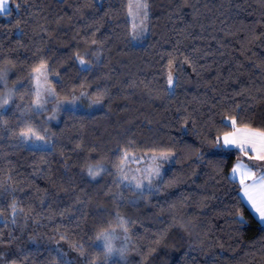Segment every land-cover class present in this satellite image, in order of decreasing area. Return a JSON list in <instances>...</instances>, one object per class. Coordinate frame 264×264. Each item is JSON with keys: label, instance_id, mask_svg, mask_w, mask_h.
Wrapping results in <instances>:
<instances>
[{"label": "trees", "instance_id": "1", "mask_svg": "<svg viewBox=\"0 0 264 264\" xmlns=\"http://www.w3.org/2000/svg\"><path fill=\"white\" fill-rule=\"evenodd\" d=\"M146 3L141 44L129 0H9L0 15V264H264V224L229 175L241 153L216 144L231 118L264 131V0ZM40 64L55 98L102 108L45 120ZM27 128L49 146H26ZM160 152L174 157L157 187L120 180L124 154ZM117 229L126 258L97 239Z\"/></svg>", "mask_w": 264, "mask_h": 264}, {"label": "rangeland", "instance_id": "2", "mask_svg": "<svg viewBox=\"0 0 264 264\" xmlns=\"http://www.w3.org/2000/svg\"><path fill=\"white\" fill-rule=\"evenodd\" d=\"M97 1L101 2L102 0ZM145 3L146 0H129L128 19L130 24L131 41L134 44L143 43L144 38L147 35V15H144L145 11L147 13V8H137V5H143ZM134 35L137 36V38L134 39ZM37 69H39V71H37ZM32 76L33 88L35 92L32 107L38 111L46 109L47 114L45 115V120L49 122L51 121L56 123L59 119L60 112L64 110H75L92 113L102 108V102L91 99L86 91H81L77 95L68 99L55 98L54 90L49 81V74L46 64L38 65L33 70ZM38 93L40 98L39 105L36 102ZM82 98L85 99V101ZM0 104H3V101L0 102ZM7 105L8 103L3 107H0V110ZM227 121L231 122V119H228ZM33 131H35L37 136H42L38 134L36 130ZM20 137L21 141L28 147L47 148L49 146V141L44 136H42L44 137L43 140L36 139L35 136L27 140L21 135ZM162 153L168 154L167 159L161 158ZM173 157L174 154L170 152L127 154V156L124 154L121 161V171L119 178L125 185L132 187L137 191L152 189L157 187L163 173L172 163ZM157 167H159L158 176L154 174ZM92 171L95 172L96 169ZM149 179L151 180V183H149ZM137 183H142L143 186L141 188H137ZM107 234L110 236L113 249L109 254L113 257L126 258L129 254V248L123 231L121 229H117ZM99 244L101 246L104 245L103 239L99 240Z\"/></svg>", "mask_w": 264, "mask_h": 264}, {"label": "snow or ice", "instance_id": "3", "mask_svg": "<svg viewBox=\"0 0 264 264\" xmlns=\"http://www.w3.org/2000/svg\"><path fill=\"white\" fill-rule=\"evenodd\" d=\"M137 8H147V4L137 5ZM9 12L8 7V0H0V15ZM144 15L146 16L147 13L145 11ZM135 28V25H134ZM134 39L137 36L134 35ZM81 64H84L85 61L83 59L80 60ZM39 71V69H37ZM168 85L171 87L173 85L174 76L169 73L168 77ZM39 93L37 94V104L39 105ZM8 103L7 100L0 104V107H3ZM231 127L234 131L226 133L222 138H217L216 144H221V139L223 142V146H236L240 149L241 152L247 154L249 148L252 152L256 153L254 156H250V159H257V160H264V131H255L249 129H240L236 128V120L235 118H231ZM21 136L24 137L26 140L30 139L31 137L35 136L36 139L43 140L44 137L37 136L35 131L31 128H27L25 131L21 132ZM257 144L259 148H257ZM168 154H161V158L167 159ZM127 156V154H125ZM90 174H93L90 172ZM155 175H159V167L155 170ZM237 175H239V182L243 191V195L247 198V202L251 205V207L259 214L258 219L261 223H264V170L260 171V174L257 175L255 172L252 171L247 165L242 163H238L232 169V176L231 179L235 180ZM251 180V183H246V181ZM149 183L151 180L149 179ZM143 185L142 183H137L136 187L141 188ZM240 223H244L243 219H240ZM97 239H103L104 241V248L106 253L112 252V245L111 239L109 234L102 233L101 236H98ZM79 247V246H78ZM58 255H61L59 252Z\"/></svg>", "mask_w": 264, "mask_h": 264}, {"label": "crops", "instance_id": "4", "mask_svg": "<svg viewBox=\"0 0 264 264\" xmlns=\"http://www.w3.org/2000/svg\"><path fill=\"white\" fill-rule=\"evenodd\" d=\"M8 7H9V0H8ZM236 128H240V129H249V130H255V131H259V130H256V129H252V128H249V127H244V126H236ZM234 131V129L232 128L230 131L226 132V133H229V132H232ZM226 133H223L219 138H222ZM219 148H223V149H229V150H236V151H239L241 153V157H239V159L233 164L231 170H230V177L232 176V169L238 164V163H242L244 165H247L249 168L252 169L253 172H255L257 175L260 174V171L261 170H264V160H257V159H250L249 157L250 156H254L256 155V153L252 152L251 149L249 148L247 154H245L244 152H241L240 149L236 146H223V142H222V139H221V144L218 145ZM257 148H259V145L257 144ZM236 181L239 182V175H237ZM246 183H251V180H248L246 181ZM240 184V182H239ZM240 197H241V200L242 202L245 204V206L248 208V210L251 212V214L254 216V218L258 221V213L251 207V205L247 202V198L243 195V191H242V188H241V185H240ZM261 223V222H260ZM261 224H264V223H261Z\"/></svg>", "mask_w": 264, "mask_h": 264}]
</instances>
